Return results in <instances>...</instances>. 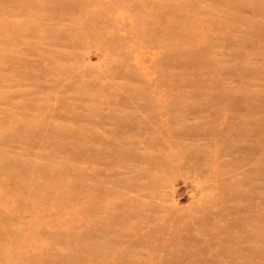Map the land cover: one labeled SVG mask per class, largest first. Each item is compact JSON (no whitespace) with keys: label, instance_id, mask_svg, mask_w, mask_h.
Here are the masks:
<instances>
[{"label":"rangeland","instance_id":"rangeland-1","mask_svg":"<svg viewBox=\"0 0 264 264\" xmlns=\"http://www.w3.org/2000/svg\"><path fill=\"white\" fill-rule=\"evenodd\" d=\"M0 264H264V0H0Z\"/></svg>","mask_w":264,"mask_h":264}]
</instances>
